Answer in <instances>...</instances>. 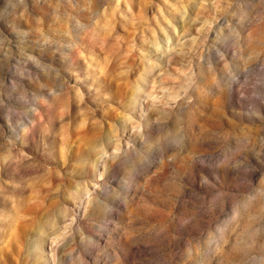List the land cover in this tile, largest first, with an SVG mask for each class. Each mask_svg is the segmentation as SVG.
Returning <instances> with one entry per match:
<instances>
[{"label": "rangeland", "instance_id": "rangeland-1", "mask_svg": "<svg viewBox=\"0 0 264 264\" xmlns=\"http://www.w3.org/2000/svg\"><path fill=\"white\" fill-rule=\"evenodd\" d=\"M0 101V264H264V0H0Z\"/></svg>", "mask_w": 264, "mask_h": 264}, {"label": "clouds", "instance_id": "clouds-1", "mask_svg": "<svg viewBox=\"0 0 264 264\" xmlns=\"http://www.w3.org/2000/svg\"><path fill=\"white\" fill-rule=\"evenodd\" d=\"M233 68H235V65H233ZM222 81H223V88L226 89V91L223 93L225 95L226 101H228V103L225 105L226 109L228 111H232L233 108H236V110L238 112H242V109L238 108V102L237 104H231V100H232V93L231 90L228 88V77L222 75L221 77ZM3 104V101H0V105ZM235 119L237 120H243L245 119V117L243 115H236V113H233ZM264 167V166H262Z\"/></svg>", "mask_w": 264, "mask_h": 264}]
</instances>
